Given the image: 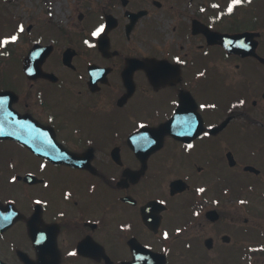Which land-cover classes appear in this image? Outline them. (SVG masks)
<instances>
[{
	"label": "flooded vegetation",
	"instance_id": "af4514ba",
	"mask_svg": "<svg viewBox=\"0 0 264 264\" xmlns=\"http://www.w3.org/2000/svg\"><path fill=\"white\" fill-rule=\"evenodd\" d=\"M43 3L0 48V264H264V0Z\"/></svg>",
	"mask_w": 264,
	"mask_h": 264
},
{
	"label": "rangeland",
	"instance_id": "374dc122",
	"mask_svg": "<svg viewBox=\"0 0 264 264\" xmlns=\"http://www.w3.org/2000/svg\"><path fill=\"white\" fill-rule=\"evenodd\" d=\"M48 3L52 2V0H46ZM56 1V5H55V15L57 16H54L56 18H60V17H63L64 16V13H67V10H66V5L69 3V2H72V0H55ZM74 2H76V0H73ZM47 8H48V5L45 3H43V0H15V1H12V2H6L3 6V4L0 2V14L4 16V19L0 20V27H2V22L8 18V16H12V14L14 15V17L16 18V20L18 22H20V25L23 26L25 25V21L28 20L29 18V14L32 13V20H38L39 18H46L48 16L47 14ZM40 9H42V12L40 11ZM5 10H8V12H5ZM9 11L12 12V14L10 13L9 14ZM64 12V13H63ZM75 14V13H74ZM73 14V15H74ZM54 18V19H56ZM75 16H74V20H75ZM7 25L4 26L3 28H6V30L9 28L8 26V21L6 22ZM16 23V21H15ZM13 25L15 26V24L13 23ZM12 30V29H11ZM9 30V31H11ZM1 42V41H0ZM23 43H19L17 44L18 45V50H22L21 46ZM256 131L259 132L261 131L260 128H256ZM241 140V138H240ZM247 141V139H245ZM262 141H264V138L263 136L261 137ZM258 156V155H257ZM253 161V160H252ZM259 188H262V183L259 184ZM258 189V188H257ZM259 195V194H258ZM257 200V204H264V202H261V200L263 198L257 196L256 197ZM239 214L244 218V215H243V211H241L240 213V210H239ZM256 221L259 225L262 226V228H264V216L263 217H260L257 215V218H256ZM264 257H262L260 259V261L262 263H264L262 260H263Z\"/></svg>",
	"mask_w": 264,
	"mask_h": 264
},
{
	"label": "snow or ice",
	"instance_id": "6c2138e0",
	"mask_svg": "<svg viewBox=\"0 0 264 264\" xmlns=\"http://www.w3.org/2000/svg\"><path fill=\"white\" fill-rule=\"evenodd\" d=\"M237 2H239V0H237ZM21 30H22V29H21ZM93 35H98V32H94ZM12 39L14 40V39H16V37L13 36Z\"/></svg>",
	"mask_w": 264,
	"mask_h": 264
},
{
	"label": "water",
	"instance_id": "95a60500",
	"mask_svg": "<svg viewBox=\"0 0 264 264\" xmlns=\"http://www.w3.org/2000/svg\"><path fill=\"white\" fill-rule=\"evenodd\" d=\"M234 38V37H233ZM224 40H225V38H224ZM227 40V39H226Z\"/></svg>",
	"mask_w": 264,
	"mask_h": 264
}]
</instances>
